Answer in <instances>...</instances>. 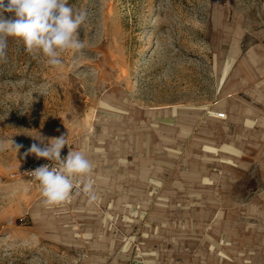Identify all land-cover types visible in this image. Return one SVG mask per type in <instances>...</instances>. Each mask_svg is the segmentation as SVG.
<instances>
[{"label": "rangeland", "instance_id": "obj_1", "mask_svg": "<svg viewBox=\"0 0 264 264\" xmlns=\"http://www.w3.org/2000/svg\"><path fill=\"white\" fill-rule=\"evenodd\" d=\"M68 4L80 53L0 61V264H264V0ZM62 135L96 199L45 206L24 153Z\"/></svg>", "mask_w": 264, "mask_h": 264}, {"label": "clouds", "instance_id": "obj_2", "mask_svg": "<svg viewBox=\"0 0 264 264\" xmlns=\"http://www.w3.org/2000/svg\"><path fill=\"white\" fill-rule=\"evenodd\" d=\"M5 12L13 13L14 18L6 19ZM86 18L87 13L75 11L68 0H0V61L6 60L7 40L13 37L23 42L29 54L39 56L42 53L48 65L60 66L62 53H80L85 47L78 38V29ZM37 138L43 142L42 138ZM65 145H69L67 136L62 135L51 138L44 147L33 143L24 153L25 156L34 154L37 158L54 162V166L45 164L32 171L45 206L70 202L74 189L77 193L82 190L91 200L96 199L91 179L85 182L93 169L91 161L84 152L71 147L62 159L61 150ZM14 146L17 149L22 147ZM5 147L0 143V150Z\"/></svg>", "mask_w": 264, "mask_h": 264}, {"label": "built area", "instance_id": "obj_3", "mask_svg": "<svg viewBox=\"0 0 264 264\" xmlns=\"http://www.w3.org/2000/svg\"><path fill=\"white\" fill-rule=\"evenodd\" d=\"M219 117L224 118L225 114L221 113L219 115ZM47 143H48V141H43V142L39 141L36 144H38L41 147H44ZM61 158L63 159L62 150H61ZM45 164L50 165V166H54L53 161H49L47 158H43V157L37 158L34 154H30L28 159L26 160L24 166L22 167L20 174L23 175V177H26L29 180L39 184L37 181L34 180L32 171H34L36 168L43 166Z\"/></svg>", "mask_w": 264, "mask_h": 264}, {"label": "crops", "instance_id": "obj_4", "mask_svg": "<svg viewBox=\"0 0 264 264\" xmlns=\"http://www.w3.org/2000/svg\"><path fill=\"white\" fill-rule=\"evenodd\" d=\"M259 50V49H258ZM256 52V47H253V52H252V66L253 68L258 67L259 73L257 75V81L252 83V87H258L261 88V86L264 83V51L260 52V50ZM262 56V57H261ZM247 86L243 87L245 89ZM175 113L172 111H168L169 116L174 115ZM70 150V147L68 145H65L64 148H62V153H63V158H65ZM86 182V181H85ZM74 200V194L73 197L70 201L73 202Z\"/></svg>", "mask_w": 264, "mask_h": 264}, {"label": "bare ground", "instance_id": "obj_5", "mask_svg": "<svg viewBox=\"0 0 264 264\" xmlns=\"http://www.w3.org/2000/svg\"><path fill=\"white\" fill-rule=\"evenodd\" d=\"M258 51H259V50H258ZM250 53H251V52H250ZM261 57H262V56H261ZM256 208H257V207H256ZM256 208H255V209H256ZM261 210H262V209H261ZM261 210H260V211H261Z\"/></svg>", "mask_w": 264, "mask_h": 264}]
</instances>
